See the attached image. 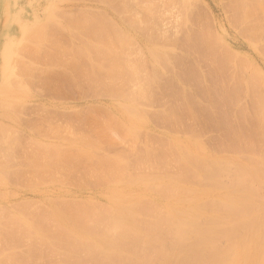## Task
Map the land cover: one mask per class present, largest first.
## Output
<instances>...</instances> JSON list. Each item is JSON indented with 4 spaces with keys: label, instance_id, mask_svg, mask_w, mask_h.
Wrapping results in <instances>:
<instances>
[{
    "label": "rangeland",
    "instance_id": "rangeland-1",
    "mask_svg": "<svg viewBox=\"0 0 264 264\" xmlns=\"http://www.w3.org/2000/svg\"><path fill=\"white\" fill-rule=\"evenodd\" d=\"M122 1L0 0V87L2 88L0 91V148L2 147L1 149L4 150L1 151L0 149V212H2L0 214H5V216L0 215V264H13L12 262L22 264L24 261L21 259H25L27 263L30 262L29 264H36L35 261L31 263L33 260L30 259V254L33 255L31 257L34 260L37 259L35 256L42 255L45 257L41 258V264L54 262V264H70L71 260L78 264H84L93 258L94 254L86 253L84 255L76 254V258L71 259L70 253H66L67 251H64L66 249H62L61 246L56 248L58 253L42 245L41 240L33 234H30L31 237L26 236L28 233L24 237H22L24 234L18 235L20 227L18 226L19 229L17 228V230L16 223L19 222L22 212L23 215L28 216L26 212L31 213L37 205L49 204L52 200L62 198V196L66 202L69 200L72 202H95L110 208L118 206V201L122 197L131 196L136 199V202L143 201L142 206H145V202L149 201V203L154 202L159 207L168 210L165 200L161 199L149 186L151 172L149 175L141 170L129 169L125 176L116 177L111 181L100 180L101 175H104L113 166L110 159H104L106 156L111 158L123 157L129 162L138 157L144 145L150 143V138L154 141H157V138H168L172 144L173 141L180 140L185 146L191 147L197 145L201 148L196 147L197 152L215 159L222 158L224 155L238 159L239 156L240 158L250 156V152H246L245 149L242 153L240 152L242 156L240 153L238 156L237 153L228 152L225 148L231 144L230 140L234 137L235 142L240 141L242 139L240 134L242 133L243 138L248 139L247 141L251 138L255 144L256 148L254 147L253 151L256 152L252 153L251 151V154L258 153L255 154L256 157L264 158V31L259 30L264 29V26L257 28L261 24L264 25V3L263 6L261 5L264 0H259V3H257L258 0H254L255 3L253 0H131L132 3H128V11H130L126 13V10H122L123 8L119 9ZM125 1L129 2V0ZM140 6L149 7L153 11V13L138 17L143 21L142 26L133 22L135 21L133 20L134 17H136L134 15L144 11V8H140ZM248 7L249 11L251 8L255 11L251 10V17L248 15ZM122 11L124 12L122 13ZM150 14H153V17H150ZM245 16L248 17L245 18ZM234 18L238 19L235 21ZM42 26L45 27V30L36 33ZM243 26H247V28ZM97 30L100 31V34H94L96 38H90L89 34ZM245 30L246 33H244ZM251 30L252 33H250ZM29 31L31 32L29 33ZM33 31L35 34L32 33ZM256 32L257 37L255 38ZM28 33H32L33 36H29ZM120 34L123 36L121 37ZM27 36L29 37L27 38ZM131 39L140 44L141 49H143L141 52H144V55L140 51L139 54L141 53V57L146 56L144 57L146 61L143 62L147 63L139 64L138 60H135L138 58L142 61L141 57L136 55L137 47L129 42ZM92 41L98 44L89 49L87 43L91 45ZM22 47L23 50L26 49L23 53ZM119 47L120 50L116 52ZM151 51H157L161 57L164 56V59L166 56V62L164 63L162 58H156L157 55L154 56L156 52ZM20 52L28 54L26 55L28 57L21 55ZM120 52L122 54L129 53L130 59L135 60L133 66L139 68L140 71L120 69L121 65L117 61L121 59L116 58ZM149 52L154 55L149 54ZM230 52L233 53V56ZM87 54H93V66L87 64V61L89 62L86 60ZM69 60L73 64L75 63V67L77 65L80 71L75 72L73 70V73L72 66H69L73 64L66 62ZM15 63L16 65L18 63V66ZM244 64L245 66H243ZM107 66L109 68L115 66V71L122 81L119 87L124 85L128 91L132 87L131 82H140L143 87L139 88L137 84L133 92L135 91L136 95L141 94L142 97H146V100L153 96V101L147 104V107L146 102L143 103L145 99L137 100L136 96L126 100L122 99L125 96L112 99L110 97L109 99L103 98V102L111 108L113 107L112 109L116 105H126L139 110V113L131 110V113L128 111H110L111 115L105 114L102 117L108 123L114 122L115 119H127L125 120L126 130L122 127L115 130V134L112 136L114 140L108 139L107 141L115 145L114 151L110 154L107 153L108 155L101 152V154H96L91 158L76 153L72 155L76 156L75 160H71L69 157V160L74 163L70 167L63 166L68 168L71 173L69 177L64 178L63 182L58 181V179L39 181L36 178L37 161L34 163L31 159L43 157V155L48 156L49 154L43 150L45 147L58 146L61 143L68 146L69 143H72L69 142L70 140L75 141V136H72L74 135L73 132L77 137L79 131H86L92 123H95L94 117L97 116L98 112L96 110L103 102L99 104L92 102V97L87 92L88 89L85 90L89 87L84 83L85 79L81 78L89 76L95 67L103 68L102 73L95 76H104L103 72L107 70ZM216 66L224 67V69L221 68V71L215 68ZM154 68L158 69L156 73H159V78L153 86L150 85V75L156 74L152 75L153 71H156ZM57 71L58 75L56 76ZM69 72L72 73V76ZM65 74H70V77ZM176 76H179V81ZM13 79L16 81L13 82ZM250 81L254 85H250ZM254 81L258 82L257 85ZM123 82L126 83L123 84ZM51 83L52 89L56 88V85L57 89H51L50 94H46L48 91L45 88L48 89V85ZM64 83L67 87L66 85L62 86ZM237 84L239 85L237 86ZM235 85L240 88L237 89L234 87ZM249 85L256 88L254 87V89ZM68 87H71V91L65 94V91L70 90H64ZM250 88L252 89L250 90ZM58 89L61 90L62 96L55 94L58 93ZM62 89L64 90L63 94ZM182 92L187 96L195 97L197 100L196 104H190V107H193L192 112L195 113V116L198 115L196 116L198 118L197 128H194L193 132L187 129L189 126L194 127L191 120H186L183 127L172 128L167 126L159 117L165 110L182 102L176 101L180 97L178 94ZM229 95H232L233 98ZM115 99H120L122 103ZM230 99L233 102H230ZM210 107L213 108V111ZM205 108L214 113L206 111ZM91 113L96 114L93 117L90 116L91 119L95 120H91L88 116V119L92 121L89 125L87 122L89 120L85 117ZM69 116L71 118H68ZM98 116L100 117V115ZM256 118L261 122L258 119L257 121ZM131 120L137 123L136 129L138 130L134 133H130L127 129ZM225 122L228 124L225 125ZM79 125L81 127H78ZM65 127L72 130L69 131L72 132L71 136L70 133L63 130ZM253 127H256L255 130L258 131H254ZM62 131H64V135ZM238 132L239 134H237ZM85 133L87 134V132ZM85 133L81 132L80 134ZM135 133L137 134L136 137L133 136ZM67 136H70L69 139ZM239 136L241 137L240 140ZM75 145H78V149L84 148L82 143ZM153 147L157 149V145ZM9 151H12V154ZM122 151L126 154L125 156L122 155ZM49 156L52 157V162L60 159L59 153L53 152ZM240 158L238 160L241 162L248 159L244 157L241 160ZM27 162H31L32 166ZM42 162L38 165L43 164ZM45 164L46 167L52 165L47 161ZM110 164L111 168L109 169ZM50 170L56 171L52 168L47 170L45 168L42 173L48 175ZM58 175L61 176V174ZM146 175L148 181L144 178ZM130 177L145 179V182H148H146V186L153 192L147 189L145 185L134 186L129 184L128 178ZM263 194L264 189L261 193L263 198L261 201L264 202ZM30 203L37 204L35 207L30 206L33 210L28 207ZM26 204L27 208L25 206L24 209L26 210L23 211L24 209L21 207ZM18 207L20 209L16 212ZM142 218L147 219L146 217ZM14 225L15 227H13ZM147 233L148 235H155L154 232ZM148 235L147 237H150ZM89 237L90 239L94 238ZM150 240L152 239L150 238ZM28 256L30 261H27L26 257ZM48 256L50 257L46 259ZM125 256L127 257V254Z\"/></svg>",
    "mask_w": 264,
    "mask_h": 264
},
{
    "label": "bare ground",
    "instance_id": "bare-ground-1",
    "mask_svg": "<svg viewBox=\"0 0 264 264\" xmlns=\"http://www.w3.org/2000/svg\"><path fill=\"white\" fill-rule=\"evenodd\" d=\"M124 1L125 0L122 1L119 9L123 8L122 10H126L125 11L126 13L130 11V10L128 11V7H129L128 3H132V2L131 0H129V2L127 1L124 2ZM144 3H147V2H144ZM253 3H255V1ZM257 3H259V0ZM263 3L264 2H262L261 4L262 6H263ZM240 5L242 6V4H239V6ZM254 6L256 7L255 4ZM141 7L144 8L143 12L139 14L136 13V15L133 14L134 16H136L134 17L133 20L135 21L133 22L134 24L138 26L143 25L142 19L138 18L140 17V15L153 13V11H151L149 7L140 6V8ZM234 7L236 6L234 5ZM251 10L252 8L249 11V7H248L249 17H251L250 15H252L253 10L252 11ZM123 12L124 11H122V13ZM242 13L244 12L242 11ZM262 13L260 14L262 15ZM150 15H151L150 17H153L152 16L153 14H150ZM253 15L256 16L255 14ZM247 17L245 16V18ZM259 17L261 18L260 15ZM235 19H238V18H234V20ZM261 25L260 27H257V28H262L264 26V25L262 26ZM42 27H40L41 29L39 28V31H36V33L37 32L40 33L43 30H45L44 29L45 27L43 28ZM255 27L253 28L256 29ZM245 28H247V26ZM254 29L253 31H255ZM246 30L244 33H246ZM248 30L250 29L248 28ZM259 30H261V32L262 30L264 31V29H259ZM31 31H29V33ZM257 32H256L255 38L257 37ZM32 33L35 34V31H33ZM32 33L29 34V36L30 35L33 36ZM97 33L100 34V31L97 30V31L92 32V34L90 33L89 37L96 38V36L94 37V34H97ZM250 33H252V30L250 31ZM253 33L255 34V32ZM120 35L121 37L123 36L122 34ZM29 36H27V38ZM129 42H131L134 46L137 47L136 55L138 54V57L139 56L141 57L142 56L141 50L143 49H141L140 44H138V42H136L133 39H131ZM126 43H127V40H126ZM95 44H98V43L92 41L91 45L87 43V47L90 49L93 46H95ZM25 48H28V47H25ZM24 50L22 47V53L24 52ZM118 50H120V47L116 49V52ZM139 51L141 52L140 54H139ZM151 52H149V54ZM155 52H153L155 53V55L153 53H151V55H154V56L157 55L156 58H159V59L162 58L161 60L165 63L167 60L166 59L167 57L165 56V59H164L163 55H162L163 57H161V55L157 53V51ZM22 53L21 55H25V56L28 55V54H22ZM93 54H87L88 59L86 58V60H89V62L87 61V64L89 63L88 65L93 66L94 64ZM142 54L144 55V52ZM230 54L233 56V53L230 52ZM130 57L131 55L129 53L122 54V52H120L118 54V57L116 58L121 59L120 61L119 60L117 61L121 65L120 69H123V70L128 69L130 71H140L139 68H136V66H133L135 64L134 61L138 60L139 64L147 63V62H143V61H146V59L144 58L146 56L141 57L142 61H140V59L138 58L133 61L130 59ZM159 59H158V62L160 61ZM66 62H68L69 64L70 60ZM219 63H223V62H219ZM70 64H73V63L70 62ZM16 66H18V63ZM54 66L56 67L55 64ZM69 66L73 67V68L71 67L73 73L74 71L75 72L80 71V68L77 65L75 67V63ZM221 66L220 67L216 66L215 68H218L220 70L221 68L224 69L225 65L223 64L224 67H221ZM243 66H245V64ZM29 68H24V69H29ZM106 68L107 70L103 72L104 76H95V75H100V73H102L101 71H103V68L95 67L94 71L90 73L89 76H87L86 78H81V79H85L84 83L87 85V87H89V88H85V90L88 89L87 92L90 93L92 97L91 99L93 100L92 102L99 104L103 102V98L109 99V97L112 99V98H119V97L125 96L124 98H122L123 100L135 98V96L137 100L146 98V97H142L141 94L136 95L135 91L133 92V89L137 84H138L137 87L139 88L143 87L142 84H140V82H131L132 87L127 91L126 86L123 85L119 87L122 81H121V78L118 76V73L115 71V66L111 68L107 66ZM155 69L156 71L155 72L153 71L152 75H154L158 70L157 68H154V70ZM38 71L41 72L39 69ZM57 73L58 71L56 72V76L58 75ZM158 74L159 73H156L154 76L150 75V85L154 86L157 83V79L159 78ZM59 75H60V72H59ZM65 75L67 76L69 75L70 77V74H65ZM71 76H72V73H71ZM23 77H24V74H23ZM176 77L178 80L179 76H176ZM252 78L254 79V77ZM73 79L75 80V77ZM243 80H240V81H243ZM12 81L15 82L16 80L13 79ZM10 83L12 84V82ZM125 83L126 82H123V84ZM239 83L242 84L243 82H239ZM254 83L255 85H257L258 82L254 81ZM11 84L10 86L13 85ZM252 84L253 83H251L250 85ZM65 85L66 84L64 83V85L62 86H65ZM238 85L239 84H237V86ZM49 86H51L50 90H49ZM52 87L53 86L51 83V85L50 84L48 85V89L47 87L45 89L49 92L51 91ZM225 87L226 86H224V88ZM234 87H236V85ZM250 87L254 88L255 86L254 87L250 86ZM236 88L238 89L240 87H236ZM252 88H250V90ZM1 89L2 88L0 87V91ZM54 89H57V85H56V88H53L52 90ZM67 89L68 90L70 89V90L65 91V94L71 91V87L65 88L64 90H67ZM59 90L60 89H58V93H55V92L54 93L56 95H61L60 93L61 90L60 91ZM64 90L62 89V94L64 93L63 92ZM77 90H78V87H77ZM42 91L45 92V90H42ZM48 92L46 94H50V92L49 93ZM83 94L85 95V93ZM178 95H180V97L178 96L179 99L177 98L176 101L179 100L182 102H180V104L175 102L177 103L175 107L173 106L172 108L170 107L169 109L165 110L164 113H162V115H160L159 117L161 118V120L164 121V123H166L167 126H170L172 128L183 127L184 122L186 120H191L194 127L189 126L187 129H189L190 132L191 131L193 132L194 128H197L196 123L198 122V118H196V116L198 115L196 114L195 116V113L192 112L191 109L193 107H190L191 106L190 104L191 103L196 104L197 100L195 99V97H192L189 95L187 96L183 94V92L179 93ZM230 97H232V95ZM152 99H153V96H151L150 98L148 97L147 100L145 99L143 103L146 102V106L148 107L147 104H150L151 101H153ZM227 99L229 98L227 97ZM115 100H117L119 103H122L120 99H115ZM230 102H233V100L231 101L230 99ZM230 102H227V103H230ZM112 108L108 106L107 103L103 102V104L98 106L97 110L94 109L98 111L97 114L96 113H93L94 115L92 113L90 115L88 114L85 117L87 118V120H89L88 116L90 118V116L93 117L95 116V114L97 116L100 115L101 118L99 116L94 117L97 121V122L94 121L95 123H92V121L90 120L87 121L88 124L92 123V125L89 124L91 126L86 131L84 130L82 131L81 128H80L81 131H79L78 129L79 133H77L78 134L77 137L75 135V132H73L74 135L72 136H75L74 137L75 141L70 140L69 142H72V143L71 144L69 143L68 146L61 143L62 146L61 144H59L58 146H48V147L43 148L45 153L49 155H51L53 152L59 153L60 159L54 160L52 162V157L49 155L48 156L43 155V157H34L33 159H31V161L34 163L37 161L38 172H37L36 178L39 181H43L45 179H49L50 181L51 180L53 181L54 179L56 180L58 179V181L60 180L63 182L65 180L64 178L69 177V175L71 174L69 169L63 166L66 165L67 167H70L72 163H74L69 160V157L71 160H75L76 156H72V155H75L76 153H80V155L91 158V157L96 156V154H101V152L110 154L112 151H114L115 145L110 144L107 141L108 139L114 140L112 136H114L115 130H118L121 127L126 130L125 120L127 119H115L114 122L108 123L107 121H104L102 117L105 114L111 115L110 111H115V112H123V111L127 112L128 111L130 113L132 111V112L139 113V110L137 108L128 107L126 105H116L114 109ZM205 109L206 111L208 110L207 108ZM210 109H212L213 111V108L210 107ZM210 109L208 111L212 113ZM100 113H102L103 115L101 116ZM71 117L74 119L72 115ZM71 117L69 116L68 118H71ZM98 119H99V122H98ZM257 119L258 118H256V120ZM85 122H86V119H85ZM259 122L261 121L259 120ZM226 123L227 122H225V125ZM78 127H81V126L79 125ZM136 127H137V123L131 120L130 125L128 126L127 129L130 133H134L138 130L136 129ZM255 128L253 127L252 129L254 131H258V130H255ZM66 129L67 127H65L63 130L66 131V133L67 132L70 133V136H71L72 132H69L71 129L70 130L69 128L67 130ZM64 131H62L63 135L65 134ZM81 132L83 133L87 132V134L86 133H85L86 135L80 134ZM237 134H239V132ZM133 136L136 137L137 134L135 133L133 134ZM240 136H242V139ZM240 136H239L240 137L239 140L240 139L241 140L240 141L237 140V142H235L236 140L234 141L235 137L233 136L234 138L232 137L233 138L232 140L234 141L235 144L233 143L232 140H230L231 144H228L226 146L227 148L225 149H227L228 152L232 151V152L237 153L236 155H238V153L240 152L242 153V151H244L245 149H246V152L247 151L250 152L251 157L244 156L245 158H248V159L247 160L244 159L246 161H242V162L238 160L240 158L239 155L241 153L238 155L239 156L238 159H236V157L234 158V157L225 156V155L222 158L218 157L215 159L213 157L206 156L203 153L197 152L196 150L198 149L196 147H199L197 145L196 147L185 146V144L180 140H176V142L173 141V144H172V141L170 142L168 138H157L158 139L157 141L156 140L154 141L152 138H150V143L144 145L138 157L130 160L129 162L123 157L111 158V157L106 156L104 158L106 160L110 159L111 162L113 163V166L111 168V164H110L109 169L110 168L111 169L107 171L104 175H101L100 180L111 181L116 177L125 176L126 171L129 169L141 170V171L147 172V174L149 175L152 173L151 177L149 178L150 183H151V184L149 183V186L151 189H154V191L158 194V196L161 199L165 200V202L167 203L168 210L163 209L162 207H159V205H157L154 202L149 203V201L145 202L144 204L145 206H142L141 204H143V201L136 202V199L131 196L122 197L118 201V206H115V208H110L101 203H95V202H91V203L82 202V201L72 202L70 200L66 202V200H64V197L62 196V198L52 200L49 204H45V205H42V204L37 205L34 203L33 204L30 203V205L28 206L29 208L35 207L36 205L37 207L36 209L34 208V210L32 208L33 211L31 213L26 212L28 216L23 215L24 213L22 212V216L20 217L19 222L16 223L17 224L16 229L18 228V226L20 227V230H19L20 232L18 233V235L22 236L24 234L22 236L24 237L28 233L29 235L27 234L26 236L31 237L30 234L31 235L33 234L36 236L37 239L41 240L42 245H44L46 248L48 247L49 249L54 250L55 252H58L56 248L58 246H61L62 249L64 248L66 249L64 250V251H67L66 253H70L69 256L71 259L76 258V254H79V255H82V254L84 255L86 253L94 254L93 258L90 260H87L86 262H84V264H104V263H108V264H264V202L261 201L263 199L261 193L264 189V158H261L260 156L256 157L255 154L257 155L258 153H255L253 155L251 154V151L252 153L256 152V151H253L255 144L252 142L253 140L251 141V138L249 141H247L248 139L243 138L242 133L240 134ZM102 142L104 143L101 144ZM74 143L75 144L82 143L84 145V148L78 149L77 148L78 145H75ZM155 145H157V149L153 147ZM49 147H52V148H49ZM63 147H67V148H63ZM199 149L201 148L199 147ZM223 150H224V145H223ZM1 151H4V150L1 149ZM12 151H9L11 152L10 154H12ZM122 155L123 156L126 155L124 151H122ZM253 156H255V158H253ZM244 157L242 156L240 159L243 160L242 158ZM46 161L52 165H50L49 167H46L47 166L45 164ZM40 162H42L43 164L38 165ZM29 165L32 166V163L30 162ZM45 168L46 170L49 168H52V170H56V171L52 172L50 170L51 171L50 174L48 175L43 174L42 170ZM58 174H61V176ZM146 177L147 175L144 178ZM128 179H129L128 182L131 185H134V186L136 185L144 186L145 185V187H147L146 186V182L148 181L147 178H146L147 179L146 182H145V179L143 180V178L130 177ZM150 188L147 187V189H150ZM151 192L153 191L151 190ZM27 204L24 206L22 205V207L20 206L21 204L19 206L22 209H24L25 206L27 208ZM19 209L20 208L18 207L16 212H18ZM25 210L26 209H24L23 211ZM58 212L60 213L58 214ZM0 215H3V214H0ZM10 215L11 217H13L12 214ZM3 216H5V214ZM142 217H146L147 219L144 220ZM13 227H15V225ZM147 232L149 233L154 232L155 235H148ZM18 235H16V237H18ZM147 235L150 237H147ZM89 236H92L94 238L90 239ZM151 236L152 237L154 236V237L152 238ZM150 238L152 240H150ZM126 254H127V257L125 256ZM30 255L33 256L32 254ZM31 256H30V259L33 260L31 263L35 261L36 264H41L42 262L41 260L45 258L42 255H39V256H35L37 257V259L34 260L33 257ZM49 257L50 256H48L46 259H48ZM26 258L28 261L29 256ZM21 261H24V263L22 264L30 263V262L27 263L25 259L23 260L21 259ZM71 261H70V264H78L76 261H72V262ZM12 263L14 264V262Z\"/></svg>",
    "mask_w": 264,
    "mask_h": 264
}]
</instances>
